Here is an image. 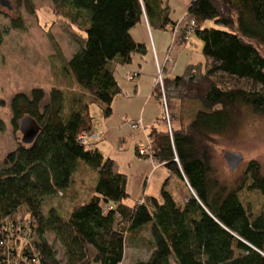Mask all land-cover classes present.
Masks as SVG:
<instances>
[{"label":"trees","instance_id":"1","mask_svg":"<svg viewBox=\"0 0 264 264\" xmlns=\"http://www.w3.org/2000/svg\"><path fill=\"white\" fill-rule=\"evenodd\" d=\"M157 2L51 0L54 11L82 33L64 71L83 97L73 96L65 110L58 88L49 90L42 106L41 89L15 94L9 101L12 130L29 119L38 131L29 143L20 139L2 161L0 264H121L127 238L149 251L146 260L135 264H264V217L252 220L238 199L243 185H223L210 164L215 137L236 127L240 106L264 116V58L259 51L264 49V0L189 1L186 23L193 21L190 34L201 44L203 64L162 79V90L166 111L167 104L192 103L197 109L186 125L173 129L175 117L167 112L170 135L162 109L164 131L148 133L151 158L168 173L159 199L124 204L129 198L125 176L113 171L111 160L77 140L91 130L89 104L99 108L102 118L111 115L112 100L119 94L113 68L145 53L129 31L143 14L155 15ZM167 24L161 19L158 28ZM10 28L21 30L20 20L10 21ZM4 34L0 29V44ZM153 95L162 108L158 86ZM2 128L0 121V132ZM82 166L92 178L85 199L77 197L63 215L53 205L43 211L47 199L69 198L70 203L74 173ZM247 176V190L264 196L258 163L247 164ZM171 177L190 191L179 206L165 190ZM47 233L61 248L60 259L45 239Z\"/></svg>","mask_w":264,"mask_h":264},{"label":"rangeland","instance_id":"2","mask_svg":"<svg viewBox=\"0 0 264 264\" xmlns=\"http://www.w3.org/2000/svg\"><path fill=\"white\" fill-rule=\"evenodd\" d=\"M9 2L10 10L0 7V29L5 32L0 44V121L3 125L0 132V169L5 155L13 151L21 139L19 132L13 131L10 126L9 101L13 95L18 93L27 95L31 89H41L44 93L42 106L47 101L49 90L58 88L63 94L64 110L73 96L83 97L79 88L64 71L66 60L81 44L82 33L54 11L51 0H27L29 4L27 7L23 0H20L19 4L15 0ZM12 20H20L22 29H11ZM206 25L213 26L212 23ZM259 51L264 58V49L260 48ZM196 56L202 59L199 49ZM88 106L95 125L98 119L96 116L99 117L100 114L99 108L93 104ZM196 109L192 103L182 106L176 104L173 107L167 104L169 117H175V122L170 121L171 129L178 128L179 124L186 125ZM237 114L236 127L230 133L215 137L210 164H212L213 176L223 185L228 188L243 185V189L238 193V199L253 220L259 216L264 217V196L257 191L247 190L251 181L248 176L245 177V170L249 162L255 161L264 175V116L254 114L243 106L239 107ZM87 134L96 135L91 130ZM123 150L126 153L125 147ZM103 151L105 156L116 155L107 145L104 146ZM124 152L117 154L122 157V161L127 156ZM225 152L238 153L243 157L242 163L233 172L229 170L223 159ZM138 156L134 160L146 162L141 158L142 156ZM129 173L128 170V175L125 176V188L130 196H135L140 194V188L134 190ZM157 173L159 175L155 180L152 179L147 191L149 195L159 199V190L166 176L164 177L162 168ZM91 179V173L80 172L76 175V180L80 183V186L76 187L79 188L78 194L82 200L88 194ZM165 190L177 206L181 205L190 194L186 184L176 177L168 180ZM68 200L69 198L63 197L47 199L43 211L53 205L63 215L71 206ZM127 202L131 203L128 200ZM45 239L54 249L56 258L60 259L62 251L53 241V236L47 233ZM136 244L126 239L121 264H135L147 259L149 251Z\"/></svg>","mask_w":264,"mask_h":264},{"label":"crops","instance_id":"3","mask_svg":"<svg viewBox=\"0 0 264 264\" xmlns=\"http://www.w3.org/2000/svg\"><path fill=\"white\" fill-rule=\"evenodd\" d=\"M189 1L158 0L155 6V15L151 18H147L145 14L142 15L139 23L130 29L129 36L135 44L144 47L145 53L143 55H131L129 63L126 65L116 64L114 66L112 77L119 89V94L112 100L111 115L102 118L100 113L99 117L96 116L99 120L96 119L94 125V118L91 117L88 106L91 132L96 134V138L89 143V146L96 149L103 158L112 161L114 172L127 176L129 170V178L133 181L134 190L140 188L138 195L130 196L127 193L129 196L127 200L131 201V203H128L127 200L124 201L127 206H131L133 203H142L144 197L156 198L149 195L147 190L152 179L155 180L159 175L157 173L159 169L164 170L165 180L168 178L167 171L156 161L150 159H145L146 162L134 160L136 157L135 148L145 142L150 130L154 129L161 132L165 129L159 119L162 112L161 105L153 95L155 62L162 65L165 58L170 60V63H164L162 67L163 79L179 77L187 66H201L203 64V59L196 56L198 49L200 54V42L192 34H188L185 39L183 38ZM161 19L168 21L163 29L158 28ZM204 26L207 25L204 24ZM132 73H136L135 77L128 80V75ZM133 123H138L139 127L131 129L130 125ZM105 145L116 155L105 156L103 154ZM124 147L127 154L123 150ZM120 152L127 155L124 161H122L121 156H117ZM80 172L89 173L84 166ZM76 175L75 172V184L73 186L75 196L70 200V205L79 197V188L76 186H80V183L77 182Z\"/></svg>","mask_w":264,"mask_h":264},{"label":"built area","instance_id":"4","mask_svg":"<svg viewBox=\"0 0 264 264\" xmlns=\"http://www.w3.org/2000/svg\"><path fill=\"white\" fill-rule=\"evenodd\" d=\"M192 28H193V21H188L186 23L185 29H184V35L187 36L188 34H190L192 32ZM164 63H170L169 58H165L163 61V64H158L157 62H155V79H154V86H158L159 91H160V97H161V102H162V109L164 112V119H165V124H166V129L168 134L170 135V129H169V124H168V116H167V111H166V107H165V102H164V96H163V90H162V67L164 65ZM136 73H132L128 75V80H132L135 77ZM139 127L138 123H133L130 125L131 129H137ZM96 138L95 135H88V134H81L78 136L77 140L83 144V145H89V143L94 140ZM151 143H150V139L147 136L145 138V142L143 145L137 147V155L139 156H145L148 157L150 160H153L151 158ZM155 162V161H154Z\"/></svg>","mask_w":264,"mask_h":264},{"label":"water","instance_id":"5","mask_svg":"<svg viewBox=\"0 0 264 264\" xmlns=\"http://www.w3.org/2000/svg\"><path fill=\"white\" fill-rule=\"evenodd\" d=\"M0 7L10 10L11 6L9 0H0ZM37 131L38 127L33 120H22L18 128V132L21 135V142H31ZM223 159L231 172L235 171L243 161L241 154L231 152H225L223 154Z\"/></svg>","mask_w":264,"mask_h":264}]
</instances>
